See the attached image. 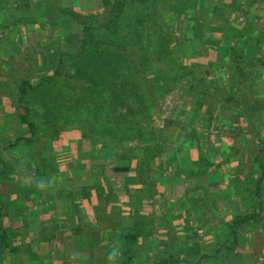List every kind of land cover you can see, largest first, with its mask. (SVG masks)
<instances>
[{"label":"trees","instance_id":"16d2710c","mask_svg":"<svg viewBox=\"0 0 264 264\" xmlns=\"http://www.w3.org/2000/svg\"><path fill=\"white\" fill-rule=\"evenodd\" d=\"M38 1L56 13L58 20L52 24L55 28L64 24L76 28V32L51 35L50 45L41 46L35 39L28 40V32L38 34L34 27L38 21L32 14L36 1L0 0V29L22 27L25 31L24 36L20 35L22 41L37 47L27 54L32 68L17 75L11 73L17 72L12 66L14 58L0 59V106L4 105V98L9 100L10 107L18 112L17 124L26 134L0 152V182L18 175V168L4 160L3 155L8 154L28 161L43 188L60 183L69 185L72 181L68 175L54 169L59 165V155L53 146L58 133L74 132L81 136L77 164L91 154L83 150L87 146L84 141L90 143V152L94 155L108 144L124 159L133 157L136 165H140L142 172L137 186L134 190L126 186L118 188L110 181L109 177L131 174L133 169L129 165L92 166L89 177L94 193L70 187L64 191L62 199L69 214L70 237L79 248L88 246L91 264H109L106 252L114 259L112 264H174L166 258L156 261L148 246L156 236L160 220L143 214L140 209L147 203L156 205L158 200L152 166L171 153L175 157L188 153L192 159L188 175L208 177L211 171L220 169L223 161L225 164L237 161L236 157L231 158L232 150H237L238 139L248 133L259 146L254 160L261 177L255 187L233 186L229 182L225 185L226 191H221L212 184L217 190L208 198L199 189H190L174 207L189 215L204 211L211 223V219L220 216L221 204L233 206L234 200H246L250 194L254 199L253 211L249 210L250 214L248 211L246 215H236L234 211V218L224 223L237 242L240 228L264 213V109L260 110L261 104L251 100L264 97V91H254L255 83H261L264 77V56L251 55L250 51L254 46L258 47V53L264 52V24L252 23L240 34L228 30L232 25L229 20L242 6V0H233L231 5L224 0H101V8L92 12L68 5L70 0ZM244 1L248 4L249 13L243 15L247 21H251L250 15H256L258 20L264 17V9L259 7L263 4L264 8V0ZM181 9L187 21L190 20L188 38L184 40L175 23L176 11ZM21 12L23 17L16 16ZM212 31H219L220 38L214 36L207 40ZM222 38L227 41V47H220L225 45ZM195 40L209 54L217 52L216 66L205 69L195 59L191 60L192 64L183 65L184 59L177 58L175 48ZM37 66L43 73L34 82L31 76ZM194 74H202L207 83L224 81L237 91L220 96L212 88L190 81ZM183 82H186V100L190 99L188 107H178L163 125H157L155 120L160 110L157 95L176 92ZM206 105L210 112L218 106V109L214 107V113L218 112L214 127L222 137L214 153L204 146L198 127L193 125L203 117ZM175 130H179L177 137ZM145 142L151 144L144 145ZM38 146L39 160L36 158ZM126 194L135 204L130 209L131 225L126 221L124 226L123 219L110 211V207ZM2 198L5 196L0 188V251L12 253L20 260V249L11 245L15 231L6 226L10 213ZM91 198L96 200L92 209L95 221L89 222L84 206L85 202L92 203ZM164 198L163 195L159 199ZM96 252L101 255L96 257Z\"/></svg>","mask_w":264,"mask_h":264},{"label":"rangeland","instance_id":"374dc122","mask_svg":"<svg viewBox=\"0 0 264 264\" xmlns=\"http://www.w3.org/2000/svg\"><path fill=\"white\" fill-rule=\"evenodd\" d=\"M6 2V0H3ZM36 1L32 14L37 19L38 23L36 29L38 34L28 32V40H36L37 43L42 45H50L52 42L51 35H68L76 32V28L62 26L54 27L52 24L57 18L54 11L49 8H45L38 0H32V3ZM233 0H224L227 5H231ZM255 0H249V3ZM242 6L234 11L233 19H230L228 28L233 34L243 33L244 29H247L252 23L264 24V17L262 19L257 16L250 15L251 21H247L245 14H248V4L242 0ZM198 4V1H197ZM70 6H74L81 11H97L101 8V0H70L68 3ZM263 8V4L259 6ZM31 12V9L29 10ZM24 12L17 13L16 16L23 17ZM177 21L176 25L180 27V36L184 40L188 38V25L190 21L186 19V13L181 10L176 11ZM227 20V19H226ZM40 21V24H39ZM69 30V31H68ZM197 30V29H196ZM195 30V32H197ZM210 33V32H209ZM25 31L22 27L12 28L11 30L0 29V59L14 58L13 67L17 72H11L17 75L18 72L29 70L32 68V61L28 59L27 54L31 53V49H37L34 43H25L22 41L21 36H24ZM216 34V35H215ZM219 31H212L208 35L207 40H212L217 36L220 38ZM198 37V36H197ZM180 38V37H179ZM223 44L220 47H227V41L222 38ZM221 43V42H220ZM211 45V44H210ZM252 48V47H251ZM250 48V49H251ZM258 47L250 50L251 55L260 54L264 56V52L258 53ZM200 47L198 41L184 43V45L176 47L175 52L177 58L184 59L183 65H190L195 59L201 63V67L205 69L211 68L212 65H217L218 54L217 52L207 51V55ZM209 54V55H208ZM37 57L36 59H38ZM254 58H256L254 56ZM28 59V60H27ZM34 59V60H36ZM192 60V61H191ZM182 61V60H181ZM189 62V63H188ZM219 63V62H218ZM40 67V65H39ZM37 66L35 74L31 78L37 80L41 71ZM214 67V66H213ZM229 70V68H228ZM45 71V70H44ZM229 72H227V75ZM264 76V75H263ZM197 84L203 85L209 89H213L220 96L227 93H234L237 90L233 86L227 85L224 81L215 83H207L203 79L202 74H194L189 78ZM35 82V81H34ZM186 82L179 85L176 92L168 95L160 94L158 97V106L160 109L159 114L156 116V124L161 126L171 116V112H175L178 107H188V101L186 100L187 90L185 88ZM255 92L264 91V77L261 83L257 82L254 85ZM254 103H260L261 109H264V97L259 99H251ZM187 103V104H186ZM3 106H0V152L3 151V147L11 143H15L17 138L26 136L25 130L18 126V112L10 107L8 99L2 100ZM209 106V105H208ZM210 107V106H209ZM218 109V106H214ZM214 107L212 112L208 110L207 105L203 110V117L193 122V125L198 127L200 139L203 141L204 146L214 153L218 150L220 144L221 132L214 127V121L217 119V113H214ZM216 115V116H215ZM179 130H175L176 137ZM264 134V132H263ZM180 136V135H179ZM246 136V137H245ZM57 139L54 141L56 153L59 155V165L54 169L56 172H64L71 179V183H60L55 185L56 187L43 188L39 185V181L35 177V171L31 168L29 162H23L19 158L10 157L8 154H4V160L10 164L15 165L18 168V175H14L10 181L0 182V188L2 189L5 198H2L8 206L10 213L7 218L6 226L15 231V234L11 238V245L17 247L21 251V258L17 260V256L5 251H0V264H91L90 257L91 252L87 248H79L78 244L73 240L69 233L70 222L67 220L68 213L65 203L62 198L64 191L70 188H76L80 191H87V193H94L91 190L93 181L90 180V168L97 165H105L109 167L112 164H120L123 166H130L133 171L128 175L109 177L110 181L114 183L118 188L128 187L130 190H134L137 186L139 172H142L140 165H136V161L133 157L128 156L124 159L121 154H117L115 148L106 144V147L99 152H90V143L84 141V151L91 153L89 158L76 163L78 158V141L81 140V136L74 132H62L58 133ZM238 139V138H237ZM243 139L246 141H243ZM231 141L233 139L227 138ZM237 142V150H232L231 158L236 157L237 161L230 164H225L223 161L219 170L211 171L208 177H193L189 176L187 170L192 161L188 153H183L178 157L171 153L170 159L159 158L158 163L152 166V178L153 182L157 186L156 205L147 203L142 205L141 212L148 216L159 217L160 220L157 226L156 236L149 242V250L153 252L155 260L169 259L174 264H218L211 263V259L214 257H222L228 255H244L243 250H251L252 256H257L262 259L264 264V247H259V239L255 238L256 229L264 226V221L261 223H255L254 225L248 224L246 228L241 229L239 233V239H241L246 247H236L234 241V235L231 234L232 230L227 228L226 221H231L234 218V211H237L236 215L247 213L249 210L253 211L252 207L254 199L250 194L246 195V200L241 199L234 200V205L226 207L220 205L218 213L220 216H216V220L211 219V223L208 222L209 217L204 211H197L192 214H188L185 211L174 209L177 202H179L185 195V192L190 189H199L200 193L204 197H210L212 193H215L217 188L212 184L220 187L221 191H226L225 185L231 182L234 185H247L254 188L257 184L258 178L261 177V171L258 168L254 160V155L258 151L259 146L256 143L255 138L250 134H245L244 137L239 138ZM242 140V141H241ZM144 145H149L151 142H145ZM241 144V145H240ZM236 153L235 156V152ZM36 158L39 160V146L36 152ZM118 158V161L116 162ZM123 158V160H122ZM171 158L173 161H171ZM115 162V163H114ZM222 162V161H221ZM218 162V163H221ZM139 168H138V167ZM78 168V169H77ZM137 171V173H136ZM228 175V178H227ZM226 177V178H225ZM167 179L168 181H163ZM226 179V181H225ZM102 187L105 193L106 189L102 181ZM237 187V186H236ZM219 189V188H218ZM243 192V191H242ZM103 193V194H104ZM165 196L164 200L159 198ZM92 199V203L85 202V208L90 220L95 221L92 209L96 204V200ZM135 201L130 195H122L117 199V202L111 205L110 211L119 214L123 219L124 226L131 225V212ZM151 205V206H149ZM154 206V207H152ZM144 207V208H143ZM234 209V210H233ZM226 210V211H225ZM249 211V212H250ZM261 215H264L261 214ZM126 221L128 222L126 224ZM162 221L164 222L162 224ZM216 223V224H215ZM226 223V224H224ZM253 231V233H250ZM247 232V235L245 234ZM207 233V234H205ZM48 237H54L53 239L46 240ZM248 239V240H247ZM257 240V241H256ZM75 242V243H74ZM214 245V246H213ZM253 245V247H252ZM248 246V247H247ZM182 247V249H181ZM204 251V252H203ZM201 252V254H200ZM109 252H106V260L109 264H112L114 259L108 256ZM96 257H99L101 253L96 252ZM203 256V257H201ZM205 256V257H204ZM202 260H200V258ZM200 260V261H198ZM154 263V260H152Z\"/></svg>","mask_w":264,"mask_h":264},{"label":"crops","instance_id":"0c3cea01","mask_svg":"<svg viewBox=\"0 0 264 264\" xmlns=\"http://www.w3.org/2000/svg\"><path fill=\"white\" fill-rule=\"evenodd\" d=\"M249 214H250V212H249ZM239 215H241V214H239ZM242 215H246V213H243ZM262 221H264V215H260L258 219L251 221V222L247 223L246 225L242 226L240 228V231L244 227L246 228V226L248 224L254 225L255 223H258V222L261 223ZM262 223H261V225H263ZM251 230H250V233H253V231L251 232ZM245 234L247 235V232H245ZM243 236H241L240 239L237 242H235L236 247H238V248L239 247H243V248L246 247L243 244L244 241L241 240L243 238ZM255 238H257V240L259 239L258 240L259 241V247L260 248H262V246L264 247V226L256 229ZM252 247H253V245H252ZM251 251H252V249L247 250L245 248L243 250L244 255H242V256L228 255V256H222V257H216V258L213 257L210 262L211 263H218V264H262V263H260V262H262V259L260 260V258H258L257 256H252Z\"/></svg>","mask_w":264,"mask_h":264}]
</instances>
